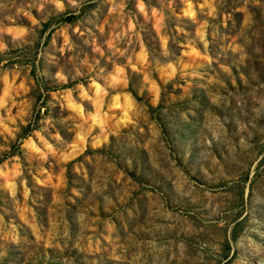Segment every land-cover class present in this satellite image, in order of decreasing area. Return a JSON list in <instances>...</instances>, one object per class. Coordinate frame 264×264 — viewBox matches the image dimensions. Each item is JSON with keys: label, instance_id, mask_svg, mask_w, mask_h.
I'll return each instance as SVG.
<instances>
[{"label": "rangeland", "instance_id": "374dc122", "mask_svg": "<svg viewBox=\"0 0 264 264\" xmlns=\"http://www.w3.org/2000/svg\"><path fill=\"white\" fill-rule=\"evenodd\" d=\"M0 264H264V0H0Z\"/></svg>", "mask_w": 264, "mask_h": 264}, {"label": "trees", "instance_id": "16d2710c", "mask_svg": "<svg viewBox=\"0 0 264 264\" xmlns=\"http://www.w3.org/2000/svg\"><path fill=\"white\" fill-rule=\"evenodd\" d=\"M67 20H69V19H67Z\"/></svg>", "mask_w": 264, "mask_h": 264}]
</instances>
